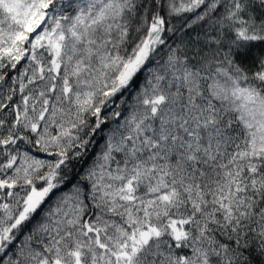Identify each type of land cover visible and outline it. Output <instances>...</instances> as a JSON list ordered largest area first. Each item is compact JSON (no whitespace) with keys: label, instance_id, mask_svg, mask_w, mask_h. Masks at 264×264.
Listing matches in <instances>:
<instances>
[{"label":"snow or ice","instance_id":"1","mask_svg":"<svg viewBox=\"0 0 264 264\" xmlns=\"http://www.w3.org/2000/svg\"><path fill=\"white\" fill-rule=\"evenodd\" d=\"M0 264H264V0H0Z\"/></svg>","mask_w":264,"mask_h":264}]
</instances>
